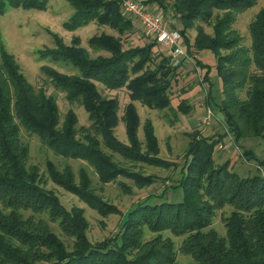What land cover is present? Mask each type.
I'll return each instance as SVG.
<instances>
[{
    "label": "trees",
    "instance_id": "trees-1",
    "mask_svg": "<svg viewBox=\"0 0 264 264\" xmlns=\"http://www.w3.org/2000/svg\"><path fill=\"white\" fill-rule=\"evenodd\" d=\"M50 0H0V14L9 8L46 9ZM73 12L64 27L75 30L95 21L113 29L117 35L101 32L88 39L91 48L107 54L92 57L80 45L77 37L65 44L60 36L50 32L54 46L38 50L39 55L68 62L77 74H64L43 65L42 72L65 99L86 110L93 130L104 144L131 161L151 165L174 166L177 176L160 178L119 170L98 147L95 138H75L77 118L69 109L61 121L56 98L43 88L36 89L21 72L13 54L0 47V264H31L42 257L38 250L46 248L51 264H180L176 250L190 258L185 264H264V158L252 148L240 151L238 144L257 138L264 144V6L248 24L250 44L234 28L238 15L254 7L259 0H146L163 9L169 8L179 22L182 44L187 56H181L177 66L155 42L123 48L121 36L134 28L132 19L124 18L115 0H66ZM171 3H170V2ZM211 24L208 33L204 25ZM194 30L192 40L187 31ZM192 42V43H191ZM156 46V48H155ZM159 52L157 58L153 49ZM210 52L215 58L217 79L222 98L218 106L225 132L203 135L189 133L190 141L181 164L161 158L152 124L143 125L145 151L140 150L137 137L139 116L132 102L124 107L123 120L130 145H124L113 135L118 123L119 102L116 97L101 94L98 84L106 89L125 87L131 101L152 109L170 105L169 89L176 69L188 61V55ZM158 62L151 66L154 60ZM187 59V60H186ZM193 72L210 83V67L198 57ZM243 96L241 97V93ZM209 99V98H208ZM207 102V98H206ZM177 110L186 113L189 106L180 102ZM36 135L42 144L57 155L81 158L95 169L101 181L125 175L140 185H152L163 180V189L139 199L127 212L118 210L122 220L115 234L91 243L83 229L85 221L80 211H68L53 192L39 184L36 170L27 167L29 147L21 140L20 129ZM230 137L236 149L256 162L252 175L232 170L228 160L215 161V147ZM51 179L78 194L101 214L110 213L105 203L90 195L83 175L82 188L71 184V171L60 173L50 168ZM168 179L170 181H168ZM169 183H168V182ZM166 183V184H165ZM181 191V198L169 200L168 194ZM230 206L223 216L225 234L211 228L217 210ZM4 210H8L3 212ZM19 210L46 214L58 221L61 228L76 237L68 250L47 228L23 219ZM147 233L151 236L146 238ZM181 237L175 247L173 238ZM47 258L46 261H49Z\"/></svg>",
    "mask_w": 264,
    "mask_h": 264
},
{
    "label": "rangeland",
    "instance_id": "rangeland-1",
    "mask_svg": "<svg viewBox=\"0 0 264 264\" xmlns=\"http://www.w3.org/2000/svg\"><path fill=\"white\" fill-rule=\"evenodd\" d=\"M262 6H264V0H259L254 7L238 15L234 24V28L243 36V43L246 45L250 44L248 24L255 12ZM160 8L165 14L168 25L173 26L174 24L172 22H175V17L172 16L169 8ZM72 12V7L66 0H50L44 10L26 9L23 7L9 8L5 13L0 14V47L3 46L9 53L14 55L21 72L36 89L43 88L47 94H51L56 98L61 114V121L69 109L74 111L77 118L76 125L74 126L75 138L81 141L86 140V137L97 139L99 142L98 147L119 170H126L127 172L137 173L143 176L148 174L155 175L160 178L177 176L178 168L176 169L174 166H170L171 163L167 167H162L142 161H131L118 152H114L108 148L102 141L101 136L93 130L92 121L88 118V113L83 106L76 103L70 104L65 99L64 93L55 89L42 72L41 66L43 65L50 66L64 74H77L79 72L76 67L68 62L56 61L39 55L38 50L51 48L55 44L50 32H54L60 36L65 44H70L72 39L77 37L80 45L92 57H96L99 54H107L99 49L91 48L88 45V39L92 35L100 34L101 32L117 35L110 27L99 25L95 21L78 29L68 30L63 24L68 21ZM119 12L121 16L126 18L122 14L120 7ZM132 21L134 24L133 30L121 36L123 48L142 46L145 43L153 42L145 34L139 23L136 20ZM177 27H179V22ZM203 27L206 32H212L211 24L204 25ZM194 33V30L187 31V36L190 40H192ZM182 46L184 51L187 50L186 44L184 45L183 43ZM155 48L153 52L157 58L159 52H156ZM160 49L164 54H169V47L160 46ZM195 57L196 54L188 55L187 59L189 62L184 61L176 69V74L169 89L170 105L163 109H152L138 101H131L125 87L117 90H109L103 85L98 84L99 91L103 96L116 97L118 99L119 119L116 127L113 129V135L119 142H122L124 145H130L126 134L125 122L122 118L124 107L129 102L133 103L136 113L139 116L140 122L137 129V137L140 150L144 152L146 149L143 125L148 120L152 124L157 138L159 156L165 160L181 164L190 141L189 133L193 131L203 135H212L218 132L222 134L225 132V125L219 123L216 118L217 116L221 118V122L224 121L218 109L222 98V91L220 81L217 79L215 58L210 52L197 54L199 61L210 67V83H208V81L201 80V75L197 78L193 72L192 65H194ZM156 58L150 64L151 66H154L153 64L159 61L160 58L157 60ZM171 65L175 66L172 62ZM242 96L243 92L241 93ZM182 101L189 106V110L186 113L177 110V106ZM208 110L211 111L212 118L209 119L208 123H203L202 119L206 116ZM20 137L29 147L26 166H31L32 170L37 171L39 184L43 188L53 192L65 209L68 211H80L85 221L84 234L91 243L101 241L115 234L122 220L121 213L127 212L139 199H145L151 193H158L163 189V180L159 179L152 185H140L138 182L123 174L114 180L103 182L100 180L96 169L86 160L57 155L52 149L42 144L36 135L28 133L23 128L20 129ZM226 139L223 138L216 145L215 161L221 163L228 160L231 169L237 171L239 174H254L255 170H257L256 162L246 160L231 142H228L227 145L229 147L227 149L219 148ZM237 144L241 152L244 148H252L257 157L260 159L264 158V144L261 140L251 138L240 141ZM50 168L60 173H64L69 169L72 178L71 184L78 186L77 188L79 189L83 187L82 180L84 175L88 182L87 189L90 195L96 196L98 200L104 202L105 209L110 213H99L78 194L54 182L49 174ZM258 172L264 174V167ZM168 181L170 180L168 179ZM181 196L180 190L168 194L169 200L172 199L173 201L180 199ZM2 210L3 212L8 211L4 210V208ZM115 210L121 213L112 212ZM231 210L232 208L230 206H225L215 213L211 228L215 229L220 235L225 234L222 218L223 216H227ZM19 214L23 219H31L35 223L44 225L68 250L74 248L76 237L70 232L63 230L58 221H51L46 214H36L31 210H19ZM169 235L173 238L175 247L177 248L182 238L175 237L171 234ZM150 236L151 234L147 233L146 238ZM38 252L42 257L31 259V264H51L50 260L52 257L48 256L51 251L46 248H41ZM175 252L180 264H185L187 261H190L188 256L181 254L178 250ZM47 258H50L49 261H46Z\"/></svg>",
    "mask_w": 264,
    "mask_h": 264
},
{
    "label": "built area",
    "instance_id": "built-area-1",
    "mask_svg": "<svg viewBox=\"0 0 264 264\" xmlns=\"http://www.w3.org/2000/svg\"><path fill=\"white\" fill-rule=\"evenodd\" d=\"M119 3L122 14L126 18L136 20L143 28L145 34L156 44L169 47L168 53L171 56V62L177 66L181 56H187L182 46V35L180 31L166 22L165 14L156 3H146V0H115ZM210 110L202 119L203 123H208L212 118ZM228 142H231L228 136L226 141L219 148L227 149ZM234 145L233 142H231ZM236 147V146H235ZM237 148V147H236Z\"/></svg>",
    "mask_w": 264,
    "mask_h": 264
},
{
    "label": "crops",
    "instance_id": "crops-1",
    "mask_svg": "<svg viewBox=\"0 0 264 264\" xmlns=\"http://www.w3.org/2000/svg\"><path fill=\"white\" fill-rule=\"evenodd\" d=\"M174 21L175 22H172L175 26H177L178 25V22H176V19L174 18ZM195 34V33H194ZM194 34H193V37H194ZM193 39V38H192ZM199 54V53H198ZM196 56H197V54H196ZM216 118L221 122V118H219V117H217L216 116Z\"/></svg>",
    "mask_w": 264,
    "mask_h": 264
}]
</instances>
